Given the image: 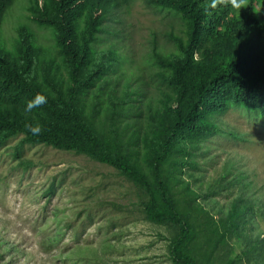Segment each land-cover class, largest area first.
<instances>
[{
    "label": "rangeland",
    "instance_id": "1",
    "mask_svg": "<svg viewBox=\"0 0 264 264\" xmlns=\"http://www.w3.org/2000/svg\"><path fill=\"white\" fill-rule=\"evenodd\" d=\"M37 14L36 3L17 0L0 30V49L13 50L26 29L47 56L55 54V32ZM113 16L105 25L113 34H100L97 44L113 52L97 103L104 108L121 96L151 104L139 127L146 143L178 102L156 74L159 55L175 48L179 19L145 0ZM204 117L215 133L196 144L192 165L180 166V185L215 219L232 207L239 215L212 264H264V123L241 107ZM22 140L15 135L0 146V264H175L169 243L179 228L146 217L141 186L86 154ZM138 149L142 157L147 148Z\"/></svg>",
    "mask_w": 264,
    "mask_h": 264
},
{
    "label": "trees",
    "instance_id": "2",
    "mask_svg": "<svg viewBox=\"0 0 264 264\" xmlns=\"http://www.w3.org/2000/svg\"><path fill=\"white\" fill-rule=\"evenodd\" d=\"M16 1L0 0V30ZM132 1L30 0L37 5L36 20L55 32L56 53L47 56L26 29L13 50L0 49V146L23 135V143L83 153L113 166L145 190L148 219L177 224L169 243L175 264H212L238 227V209L215 219L193 203L178 173L192 165L196 144L215 133L204 111L241 107L264 123V0H248L239 11L219 6L209 9L211 15L205 13L210 0H145L171 11L180 24V33L171 34L175 48L159 55L156 74L178 102L163 116L171 121L161 123L146 143L139 127L151 104L144 108L112 96L104 108L98 105L97 90L113 53L97 47L99 36L113 34L105 25ZM37 93L47 103L26 111ZM37 122L43 132L34 136L25 124ZM141 144L147 148L142 157Z\"/></svg>",
    "mask_w": 264,
    "mask_h": 264
},
{
    "label": "clouds",
    "instance_id": "3",
    "mask_svg": "<svg viewBox=\"0 0 264 264\" xmlns=\"http://www.w3.org/2000/svg\"><path fill=\"white\" fill-rule=\"evenodd\" d=\"M231 6L234 10H241L247 8L248 0H210V3L205 5L206 15H211V10L217 9L219 6ZM47 103V97L44 94L37 93L33 99L29 100L26 104V111H32L34 108L41 107ZM25 129L34 136H38L43 132V126L37 123H26Z\"/></svg>",
    "mask_w": 264,
    "mask_h": 264
}]
</instances>
